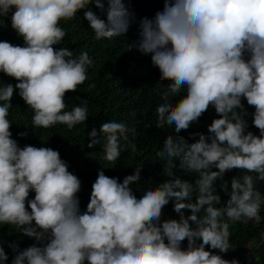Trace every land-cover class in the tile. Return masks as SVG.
Returning a JSON list of instances; mask_svg holds the SVG:
<instances>
[{
	"label": "clouds",
	"instance_id": "1",
	"mask_svg": "<svg viewBox=\"0 0 264 264\" xmlns=\"http://www.w3.org/2000/svg\"><path fill=\"white\" fill-rule=\"evenodd\" d=\"M92 4L104 10L103 0H0V16L11 13V27L24 40V46L0 41V73L18 81L0 87V224L15 226L42 245L21 251L10 244L17 252L12 264H239L206 246L227 253L228 221L259 220L264 206V194L255 187L264 181V0H165L154 19L141 20L138 50L151 54L161 81H170L156 108V127H172L178 134L210 106L219 118L208 126L210 135L194 133L199 139L191 144L166 138L158 155L166 154L163 174L172 179L137 198L130 186L140 181L142 166L122 183L101 170L81 212V180L59 151L20 147L8 116L18 89L34 112V127L72 129L88 119L86 106L65 110L66 93L87 81L92 60L86 51L74 56L55 47L67 34L61 21L85 10L96 39H111L128 31L132 15L123 0H108L106 20ZM184 89L181 99H169ZM242 98L255 108L259 135L246 132L249 113ZM128 131L123 122H103L99 133L94 128L88 134V147L103 140L104 159L116 161ZM177 158L180 169L196 175L194 181L175 175ZM234 169L242 175L232 178L230 192L227 181L220 185L230 196L222 204L215 182ZM171 201L180 217L162 221ZM185 209L191 214L185 216ZM8 259L0 246V264Z\"/></svg>",
	"mask_w": 264,
	"mask_h": 264
},
{
	"label": "trees",
	"instance_id": "2",
	"mask_svg": "<svg viewBox=\"0 0 264 264\" xmlns=\"http://www.w3.org/2000/svg\"><path fill=\"white\" fill-rule=\"evenodd\" d=\"M131 15L128 31L122 36L111 39H96L88 21L84 18V11L77 13L70 21H61L60 26L66 31V36L61 45L66 47L74 56L82 52H88L92 64L88 68V79L78 86L76 92L66 93V111H71L74 106H86L88 119L74 128L67 125L56 124L50 128L34 127L32 117L33 110L19 96V90L14 92L11 100L8 119L12 123L10 131L12 138L17 140L20 147L31 145L35 147H49L60 153L61 159L68 166L69 171L81 180V190L77 194L80 200L81 212L87 210L90 202L92 184L103 170L110 178H118L122 183L126 176L135 174L136 167L142 166L141 179L132 187L137 198H141L143 192L149 187H156L172 177L164 175L167 156L158 155L164 148L166 138L171 135L175 141L181 138L186 144H191L199 139L194 133L210 135L208 126L213 119L219 118L214 107L209 109L193 123L189 129L176 133L174 128L165 126L157 128L156 108L164 103L161 94L167 91L170 81L160 80V70L153 66L151 54H144L138 50V43L142 39L140 22L144 18L154 19L158 11H163L165 0H123ZM102 11L95 4L90 5L102 19H107L108 0H103ZM14 11V9H13ZM11 13L0 16V41H7L13 45L24 46V40L18 36L11 27ZM246 59L250 56L246 54ZM15 86L18 81L3 73H0V87L5 84ZM94 85V86H93ZM186 95V89L181 96L169 97L178 101ZM3 103V102H0ZM244 110L249 115L245 117L248 123L247 131L259 135V129L253 124L255 108L247 104L242 98ZM108 121L123 122L129 131L127 140L120 139L121 155L116 161L104 159V141L89 148L91 137L88 135L94 128L99 133L101 124ZM135 145V150H133ZM179 159H175L177 167L173 170L175 175L182 180L194 181L195 174H189L179 168ZM218 170V169H213ZM242 175L240 170H231L225 174L222 180H217L215 186L220 194L222 204L230 196L220 187L228 182L231 191V180L234 176ZM255 187L264 194V181H256ZM35 192H31L29 199H34ZM190 202V201H185ZM174 201H171L163 209L161 220L179 219L180 213L174 210ZM221 205H217L220 207ZM30 211V208H29ZM185 216L190 215V210H182ZM259 220L248 222L228 221L230 232V248L227 253L212 250L206 246V250L221 255L224 259L239 261V264H264V246L261 242L264 237V206H262ZM35 222L33 221V225ZM167 242V241H166ZM18 244L19 250H24L32 245L42 246L35 238H30L17 230L15 226L0 224V246L4 247L9 259L6 264H12L17 255L10 244ZM255 243L256 249H249ZM187 239L182 242V249L186 250ZM247 251V252H245Z\"/></svg>",
	"mask_w": 264,
	"mask_h": 264
},
{
	"label": "rangeland",
	"instance_id": "3",
	"mask_svg": "<svg viewBox=\"0 0 264 264\" xmlns=\"http://www.w3.org/2000/svg\"><path fill=\"white\" fill-rule=\"evenodd\" d=\"M261 245H262V247L264 246V237H263V239H262ZM255 246H257V245H255V243H252V244L250 245L249 249H247V251L250 250V249H256ZM247 251H245V252H247Z\"/></svg>",
	"mask_w": 264,
	"mask_h": 264
}]
</instances>
